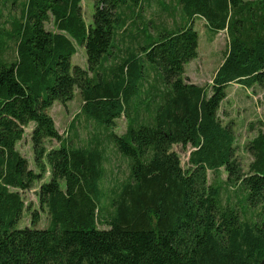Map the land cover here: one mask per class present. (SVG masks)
I'll return each instance as SVG.
<instances>
[{
  "label": "trees",
  "instance_id": "obj_1",
  "mask_svg": "<svg viewBox=\"0 0 264 264\" xmlns=\"http://www.w3.org/2000/svg\"><path fill=\"white\" fill-rule=\"evenodd\" d=\"M81 1L25 0L10 29L0 8V264H264V130L246 146L252 161L245 169L234 129L218 115L229 85L264 87V0H178L189 20L159 39L144 16L155 0H95L90 25ZM198 16L229 40L210 86L185 77L199 54ZM118 32L144 36L141 53L115 56ZM11 43L13 60L6 56ZM78 44L88 70L72 65ZM147 62L161 71L164 87L154 86L149 101L134 96ZM77 90L81 113L129 160L130 176L111 196L101 187L100 142L70 145L50 113ZM122 115L127 130L119 135ZM31 124L37 170L17 148ZM174 145L188 152L186 168ZM221 169L227 180L210 183L209 171ZM48 173L37 199L49 226L36 227V209L32 226L20 228L31 210L24 192ZM224 186L243 192L240 205L223 200ZM247 210L252 218L243 216Z\"/></svg>",
  "mask_w": 264,
  "mask_h": 264
},
{
  "label": "rangeland",
  "instance_id": "obj_2",
  "mask_svg": "<svg viewBox=\"0 0 264 264\" xmlns=\"http://www.w3.org/2000/svg\"><path fill=\"white\" fill-rule=\"evenodd\" d=\"M160 1V0H159ZM158 0L153 1L151 5L145 7L144 16L145 21H151L149 33L153 38L159 39L163 34L172 30L179 29L186 26L189 18L184 14L178 0H161L167 6V10L162 8ZM25 0H2L0 8H2V26L4 29H10L12 22L19 19ZM82 14L87 25L93 23V16L95 12V0H82ZM194 27L198 31L199 40V54L186 65L185 77L187 81L210 86L212 80L221 65L225 50L228 45V36L226 31L218 33L210 30L204 18L195 17ZM47 28H53L51 23L46 24ZM142 25L139 26V31ZM134 32H138V29ZM144 36L140 39L131 40L128 33L118 32L116 37V48L114 49L115 56L121 59L128 51L139 50V41L142 42ZM8 59L16 58V51L14 44H10L6 54ZM113 59L107 63L110 66ZM72 65H79L88 70L87 51L85 45L78 44L77 52L72 56ZM145 81H141L139 87L136 89L134 96L145 97L146 101L151 98L150 91L154 86L159 89H164L161 80V71L151 63H145ZM143 80V79H142ZM163 93V92H162ZM83 105L82 95L80 90L76 91L75 98L63 104L56 101L50 109L56 126L64 139L70 142L73 146H88L94 142H100V146L105 149V176L102 179L101 187L107 196H111V191L119 184L128 180L130 176V166L128 158L124 157L117 151L116 146L111 139L107 137L106 131L100 127L94 120L88 119L86 115L81 113ZM133 112V111H132ZM131 112V115H132ZM218 115L223 124H231L236 136V157L242 163L245 169H248L252 156L248 153L246 146L253 140L260 130H264V87L254 86L246 87L237 83H233L228 87V96L222 102L218 111ZM33 124L26 128V135L24 139L18 143V148L29 161L30 168L36 169L35 155L30 138ZM127 130V118L122 115L117 119V126L114 131L122 135ZM50 147H58L57 141H52ZM174 149L181 155L182 164L184 168L188 166V152H184L180 145H174ZM37 170V169H36ZM209 182H221L227 180V173L224 169L219 172L209 171ZM50 174H46L42 181L35 183L34 188L24 192V199L26 204L30 206L31 210L25 209L22 219L18 226L23 228L25 226H32V214L38 209L41 212L40 220L36 224L38 228H46L49 226L50 217L46 210H41L39 201L37 199V191L39 185L50 181ZM65 186L64 180L62 187ZM226 190L222 193V198L231 200V204H239V196L242 191L234 190L232 187L224 186ZM239 195V196H238ZM106 201V199H105ZM242 206V205H241ZM109 209L111 207H108ZM255 209L254 212H257ZM244 217L252 218L251 210L243 215ZM100 227H106L100 224Z\"/></svg>",
  "mask_w": 264,
  "mask_h": 264
},
{
  "label": "crops",
  "instance_id": "obj_3",
  "mask_svg": "<svg viewBox=\"0 0 264 264\" xmlns=\"http://www.w3.org/2000/svg\"><path fill=\"white\" fill-rule=\"evenodd\" d=\"M17 148H18V145H17ZM19 149V148H18ZM22 153V152H21ZM23 154V153H22ZM24 155V154H23ZM25 156V155H24Z\"/></svg>",
  "mask_w": 264,
  "mask_h": 264
},
{
  "label": "bare ground",
  "instance_id": "obj_4",
  "mask_svg": "<svg viewBox=\"0 0 264 264\" xmlns=\"http://www.w3.org/2000/svg\"><path fill=\"white\" fill-rule=\"evenodd\" d=\"M199 17V16H198Z\"/></svg>",
  "mask_w": 264,
  "mask_h": 264
}]
</instances>
